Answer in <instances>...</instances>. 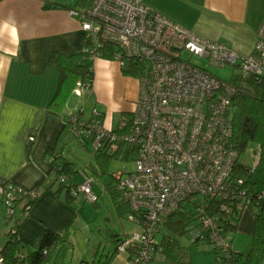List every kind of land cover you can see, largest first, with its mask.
I'll return each mask as SVG.
<instances>
[{
    "label": "built area",
    "instance_id": "built-area-1",
    "mask_svg": "<svg viewBox=\"0 0 264 264\" xmlns=\"http://www.w3.org/2000/svg\"><path fill=\"white\" fill-rule=\"evenodd\" d=\"M71 13L80 17L82 27L94 39L85 49L93 59L104 57L103 46L110 44L111 58L121 66L126 65L125 57L144 64L136 105L116 128L103 124L97 107L89 117H84L83 107L67 117L69 131L81 140L90 139L95 150L119 153L126 145L134 150L136 166L113 171L114 189L129 204L128 216L140 230L120 237L118 250L131 252L135 264L159 258L162 222L182 202H195L193 233L221 250L224 264H239L233 259L235 246L224 231L220 213L229 215L233 205L242 211L250 205L253 210L255 202L264 198V188L250 190L245 177L235 174L240 152L232 140L229 108L240 80L264 79V19L254 50L243 53L226 42L199 35L143 0H90ZM185 50L213 65L232 63L233 80L190 61L183 55ZM88 88L78 82L75 92L81 95ZM28 139H35V131ZM57 169L58 181L70 194L82 193L85 199L98 202L91 173L83 171V180L75 182V172ZM40 194L38 188L28 189L0 176V199L6 205L7 221L12 222L9 230L18 232L31 205L28 202ZM213 198L220 201L211 205Z\"/></svg>",
    "mask_w": 264,
    "mask_h": 264
},
{
    "label": "crops",
    "instance_id": "crops-1",
    "mask_svg": "<svg viewBox=\"0 0 264 264\" xmlns=\"http://www.w3.org/2000/svg\"><path fill=\"white\" fill-rule=\"evenodd\" d=\"M143 1L199 35L226 42L243 53L254 50L264 19V0ZM89 2L0 0V176L41 191L18 228L26 249L39 245L47 228L65 236L76 220L75 197L67 202V188L58 181L51 159L55 152L71 160L68 150L75 136L69 131L65 113L76 110L71 104L72 96L60 108L50 104L57 90L59 71L49 58L55 50L70 54L95 43L82 27L80 17L71 13L72 8L84 7ZM247 45L251 49L244 52L241 48ZM93 68L94 77L87 90L102 105L100 108L96 103L94 107L103 111V124L116 128L121 115L131 112L136 105L139 78L124 73L115 58L97 56ZM33 131L35 139L29 140ZM125 203L128 214L130 206ZM2 204L0 199L1 217L5 212ZM254 221L253 210L242 211L236 229L228 231L237 249L248 250ZM7 239L5 229L0 234V250Z\"/></svg>",
    "mask_w": 264,
    "mask_h": 264
},
{
    "label": "trees",
    "instance_id": "trees-1",
    "mask_svg": "<svg viewBox=\"0 0 264 264\" xmlns=\"http://www.w3.org/2000/svg\"><path fill=\"white\" fill-rule=\"evenodd\" d=\"M103 47L104 57L111 58L112 45L104 44ZM125 60L126 65L122 66L124 73L139 76L144 71V64L138 59L125 57ZM49 62L59 71V82L57 90L50 102L51 105L60 108L71 94L75 92L78 82H83L91 86L94 77L93 58L86 50L70 54L55 50L50 55ZM237 78L234 77V80H237ZM69 114V112L65 113L66 120ZM103 114L102 111V116ZM229 117L233 124L232 140L239 152H244L249 146L253 147L254 143L257 146L256 149L260 151L257 154L256 166L252 167L243 164L239 160L235 164V174L245 177V182L250 190L258 191L264 188V186L258 188V180H253L251 176L257 167L264 170V79L259 81L254 77H250L246 81H239L238 88L229 108ZM79 140L81 142L86 141L85 139ZM130 147V145H126L124 148H120V151L118 150L119 153L106 149L95 150L100 158L98 162L99 167L91 166L92 170L90 173L94 176L95 181L100 179L104 182L114 195L117 193L114 189L115 177L113 171L108 168L109 161L112 156H122L124 158L133 157L132 153L134 150ZM51 155L53 156L52 161L55 163L58 171L62 170L68 173L77 171L73 161L68 160L59 153L52 152ZM73 198L74 196L67 189V202H71ZM34 200H30L28 204H32ZM117 201L120 206L124 203L122 199H118ZM216 201L220 200L216 198L210 199L211 205H215ZM195 207V202H182L181 206L169 214L162 222L159 236L162 249L159 258L176 264H190L189 253L182 245L179 237L191 232L194 241L201 239L193 233V229L190 227V224L195 221ZM216 207L214 210H216ZM263 208L264 198L256 201L255 207L253 208L255 220L254 230L248 250L245 252L236 247L232 248L231 253L233 259L239 262V264H261L264 258ZM224 212L220 213L222 216L221 220L223 219L224 221V231L235 230L242 210L233 205L229 210V215H224ZM7 234L8 239L0 250V256L3 258L0 264H42L47 255L64 240L63 234L52 228H47L43 233L39 245L35 247L29 245V248L27 247L26 249L23 247L26 243L23 242L22 237L17 231L12 232L8 230ZM214 250L219 264H224L225 254L219 249L214 248ZM117 251L118 246L114 251L109 252L105 259H101L100 262L102 264H110ZM127 253L128 257L131 258L133 254L131 252Z\"/></svg>",
    "mask_w": 264,
    "mask_h": 264
},
{
    "label": "rangeland",
    "instance_id": "rangeland-1",
    "mask_svg": "<svg viewBox=\"0 0 264 264\" xmlns=\"http://www.w3.org/2000/svg\"><path fill=\"white\" fill-rule=\"evenodd\" d=\"M244 52H249L250 46L241 48ZM184 57L190 61L205 67L215 75L225 80H233L235 74V66L228 63L225 66L213 65L207 58L192 54L189 51L183 52ZM122 67V66H121ZM139 78V76H137ZM71 104L78 111L84 108V117H89L94 105L102 107L100 102L96 101V97L91 95L88 90L82 95L72 94ZM133 111V110H132ZM125 112L123 115H130ZM119 114L114 117L115 125L118 124ZM121 115V116H123ZM120 116V117H121ZM117 127V126H116ZM74 136V135H73ZM73 146L68 150V157L74 162L77 171L74 173V181L83 180V171L91 172V166H98L99 156L93 148L90 139L81 142L78 137H73ZM256 144L253 147H248L244 152L240 153L239 161L249 166H256L258 155L254 152ZM136 166V161L133 157L124 158L122 156H112L109 161V169L115 171L121 169L123 171L132 170ZM253 180H258L257 185H264V170L257 167L251 176ZM98 193L99 199L97 203L84 198L82 193L75 196L74 206L77 211L75 222L69 228V231L64 236L58 246L47 255L42 264H102L100 260L105 259L109 252L116 249L119 243V237L125 236L128 233L140 230V225L131 219L126 212L127 205L123 204V208L118 205V199L122 197L117 192L116 195L102 182L100 179L95 181L93 186ZM4 207V216L0 213V234L6 229L9 230L12 222H8L6 218V205ZM245 210H252L250 205H247ZM182 245L189 253L191 264H209L216 260V252L211 242L206 239L194 241L191 232L185 233L179 237ZM35 247V246H32ZM110 264H135L128 257V253L123 250H118L112 258ZM145 264H176L166 261L161 258H154L147 261Z\"/></svg>",
    "mask_w": 264,
    "mask_h": 264
},
{
    "label": "clouds",
    "instance_id": "clouds-1",
    "mask_svg": "<svg viewBox=\"0 0 264 264\" xmlns=\"http://www.w3.org/2000/svg\"><path fill=\"white\" fill-rule=\"evenodd\" d=\"M9 25L7 22H5L4 27L7 28Z\"/></svg>",
    "mask_w": 264,
    "mask_h": 264
}]
</instances>
